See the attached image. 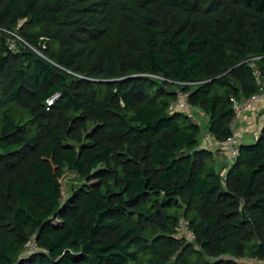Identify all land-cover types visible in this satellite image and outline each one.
Returning <instances> with one entry per match:
<instances>
[{"label":"trees","instance_id":"1","mask_svg":"<svg viewBox=\"0 0 264 264\" xmlns=\"http://www.w3.org/2000/svg\"><path fill=\"white\" fill-rule=\"evenodd\" d=\"M263 91L264 0H0V264L264 263Z\"/></svg>","mask_w":264,"mask_h":264},{"label":"built area","instance_id":"2","mask_svg":"<svg viewBox=\"0 0 264 264\" xmlns=\"http://www.w3.org/2000/svg\"><path fill=\"white\" fill-rule=\"evenodd\" d=\"M12 35H14L12 33ZM16 36V35H14ZM8 47L10 49H15V43H14V39H8ZM263 95H264V91H263ZM258 98V95H254L252 97H250L249 99H247L246 101L239 103L237 101H234L233 103V110L235 112L234 118L232 119L230 128H231V134L222 142H219L217 140H215L212 136H210L208 133H204V145L207 148H213L216 147L219 144H222L231 155H235V153L237 152V148L238 145L242 142V138L236 134V125L237 123L241 120L242 115H243V111L247 108H250L252 106V103ZM173 107L176 110L182 111L184 113H186L187 115L191 116L190 113V105L187 103L186 101V96H180L178 98V100L176 101L175 105H173ZM264 123V120L263 122ZM183 230V233L188 232L189 236H191V233L186 230L185 225H182L180 228V231Z\"/></svg>","mask_w":264,"mask_h":264},{"label":"rangeland","instance_id":"3","mask_svg":"<svg viewBox=\"0 0 264 264\" xmlns=\"http://www.w3.org/2000/svg\"><path fill=\"white\" fill-rule=\"evenodd\" d=\"M192 112H194V119H201L202 121V115L200 113H197L195 108L192 109ZM205 118V117H203ZM236 127V126H235ZM202 132H205V125L202 124ZM202 137L204 139V135L201 134L200 136V141H202ZM252 137V134L250 135V138ZM243 141L248 142L252 141L247 139V137H242ZM252 139V138H251ZM214 150L216 151L217 155L215 156V161H217V165L219 166H225L228 164L231 160H233V156L229 153V151L222 145L219 144L217 145ZM227 166V165H226ZM223 172L225 171V168L222 170ZM61 182V189H62V199H65L70 193L71 189L74 186H77L81 183L80 177L73 171H69L68 169L64 168L63 175L60 179ZM181 232H184L181 230ZM252 264H264L263 262L260 261H252Z\"/></svg>","mask_w":264,"mask_h":264},{"label":"crops","instance_id":"4","mask_svg":"<svg viewBox=\"0 0 264 264\" xmlns=\"http://www.w3.org/2000/svg\"><path fill=\"white\" fill-rule=\"evenodd\" d=\"M264 119V96L254 102L250 109L243 112L242 118L237 124L236 134L252 140L259 134ZM252 134V139L250 135ZM243 139V138H242ZM244 140V139H243ZM249 142V141H248Z\"/></svg>","mask_w":264,"mask_h":264}]
</instances>
